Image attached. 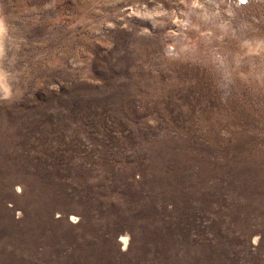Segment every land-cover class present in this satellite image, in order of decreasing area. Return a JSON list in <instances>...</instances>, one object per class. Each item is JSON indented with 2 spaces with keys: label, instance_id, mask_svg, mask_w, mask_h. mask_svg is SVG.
I'll use <instances>...</instances> for the list:
<instances>
[{
  "label": "rangeland",
  "instance_id": "374dc122",
  "mask_svg": "<svg viewBox=\"0 0 264 264\" xmlns=\"http://www.w3.org/2000/svg\"><path fill=\"white\" fill-rule=\"evenodd\" d=\"M0 24V264H264V0Z\"/></svg>",
  "mask_w": 264,
  "mask_h": 264
},
{
  "label": "bare ground",
  "instance_id": "6f19581e",
  "mask_svg": "<svg viewBox=\"0 0 264 264\" xmlns=\"http://www.w3.org/2000/svg\"><path fill=\"white\" fill-rule=\"evenodd\" d=\"M1 75H3L0 71V91L4 92L5 91V86H4V83H3V80H2V77ZM1 92V93H2ZM5 93V92H4Z\"/></svg>",
  "mask_w": 264,
  "mask_h": 264
},
{
  "label": "clouds",
  "instance_id": "9594fccd",
  "mask_svg": "<svg viewBox=\"0 0 264 264\" xmlns=\"http://www.w3.org/2000/svg\"><path fill=\"white\" fill-rule=\"evenodd\" d=\"M0 27H2V24H0Z\"/></svg>",
  "mask_w": 264,
  "mask_h": 264
}]
</instances>
